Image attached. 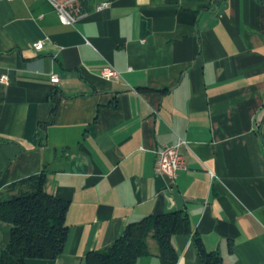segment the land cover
Masks as SVG:
<instances>
[{
  "label": "crops",
  "instance_id": "1",
  "mask_svg": "<svg viewBox=\"0 0 264 264\" xmlns=\"http://www.w3.org/2000/svg\"><path fill=\"white\" fill-rule=\"evenodd\" d=\"M60 1L72 24L51 0H0V193L44 173L68 203L62 253L26 264H88L165 212L176 259L150 238L136 264H205L196 237L220 264H264V0ZM180 139L172 178L156 151ZM10 233L0 220V256Z\"/></svg>",
  "mask_w": 264,
  "mask_h": 264
},
{
  "label": "trees",
  "instance_id": "2",
  "mask_svg": "<svg viewBox=\"0 0 264 264\" xmlns=\"http://www.w3.org/2000/svg\"><path fill=\"white\" fill-rule=\"evenodd\" d=\"M44 173L11 183L0 193V220L11 224L10 239L0 264H26L29 258L55 259L63 251L68 234V203L46 190ZM175 212L148 215L138 226H128L111 244L88 253V264H136L149 253L148 239L158 245L159 255L176 259L171 235ZM196 245L205 264H220L217 252L205 251L198 237Z\"/></svg>",
  "mask_w": 264,
  "mask_h": 264
},
{
  "label": "built area",
  "instance_id": "3",
  "mask_svg": "<svg viewBox=\"0 0 264 264\" xmlns=\"http://www.w3.org/2000/svg\"><path fill=\"white\" fill-rule=\"evenodd\" d=\"M55 6L56 12L58 14L59 20L63 24H72L76 20V13L69 7L68 1L51 0ZM109 2L105 1L96 5L97 9L108 8ZM79 11V9H76ZM35 49L39 50L43 47L42 41H37L34 43ZM101 76L106 79H118L120 77V72L111 65H107L102 68ZM8 76L6 74L0 77V81H6ZM50 80L52 83H59V74L52 73L50 75ZM185 141L180 139L178 144L170 145L163 144L156 151V168L157 171L165 174L169 177H175L179 170L185 169L187 167L184 156L179 150V145L183 144Z\"/></svg>",
  "mask_w": 264,
  "mask_h": 264
}]
</instances>
